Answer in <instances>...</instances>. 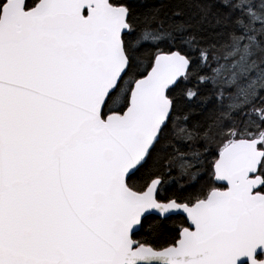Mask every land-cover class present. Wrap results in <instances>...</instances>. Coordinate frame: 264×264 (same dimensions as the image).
Returning <instances> with one entry per match:
<instances>
[{
    "label": "snow or ice",
    "instance_id": "obj_1",
    "mask_svg": "<svg viewBox=\"0 0 264 264\" xmlns=\"http://www.w3.org/2000/svg\"><path fill=\"white\" fill-rule=\"evenodd\" d=\"M0 264H264V0H0Z\"/></svg>",
    "mask_w": 264,
    "mask_h": 264
}]
</instances>
